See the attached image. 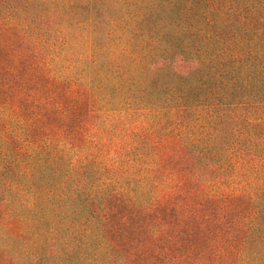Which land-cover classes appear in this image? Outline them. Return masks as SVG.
I'll list each match as a JSON object with an SVG mask.
<instances>
[{
  "label": "trees",
  "instance_id": "trees-1",
  "mask_svg": "<svg viewBox=\"0 0 264 264\" xmlns=\"http://www.w3.org/2000/svg\"><path fill=\"white\" fill-rule=\"evenodd\" d=\"M0 55L1 264H264V0H0ZM33 71L176 140L190 184L147 142L35 143Z\"/></svg>",
  "mask_w": 264,
  "mask_h": 264
},
{
  "label": "rangeland",
  "instance_id": "rangeland-1",
  "mask_svg": "<svg viewBox=\"0 0 264 264\" xmlns=\"http://www.w3.org/2000/svg\"><path fill=\"white\" fill-rule=\"evenodd\" d=\"M7 59H9V55H0V65ZM170 66L179 74H185L192 68L189 62L180 58L174 59ZM25 92L30 99L34 101L39 99L41 103L43 102L41 111L31 114L29 129L35 143L36 138L49 141L54 139V134L61 133L56 140L62 146L98 147L104 145L111 153L124 144L128 145L130 139L147 142L149 145H154L157 152V157H153L155 163L152 167V175L154 177H161L164 181L170 179L181 181L184 186L190 184L193 177L188 171V156L185 155L176 140L166 138V136L153 135L141 123L132 122L135 121L133 119H131L133 126L130 125L123 129L122 125L126 118L121 115L89 113L93 108L88 106L91 103L88 102L87 96L82 94L80 88L68 90L62 85L49 84L46 80L39 81L35 71L29 74ZM52 104L58 107L57 114L53 113ZM69 129L72 130V133L77 131L78 135L75 138H70L68 136L71 135L68 132ZM167 193L172 194L173 189L168 190ZM5 216L6 214L0 210L1 221H8ZM120 218L116 217L113 221V225L119 228L117 234L113 233L114 239L121 242L137 239L132 229L137 228L138 223H127L124 219L119 221ZM13 222L14 225L10 226V231L15 234L20 233L18 223Z\"/></svg>",
  "mask_w": 264,
  "mask_h": 264
}]
</instances>
